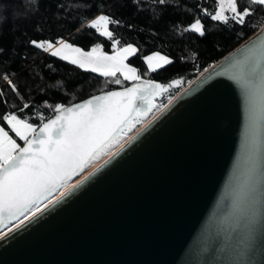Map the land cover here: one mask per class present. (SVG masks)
<instances>
[{
    "label": "water",
    "instance_id": "water-1",
    "mask_svg": "<svg viewBox=\"0 0 264 264\" xmlns=\"http://www.w3.org/2000/svg\"><path fill=\"white\" fill-rule=\"evenodd\" d=\"M261 50L264 23L67 196L7 230L0 264H264Z\"/></svg>",
    "mask_w": 264,
    "mask_h": 264
},
{
    "label": "trees",
    "instance_id": "trees-1",
    "mask_svg": "<svg viewBox=\"0 0 264 264\" xmlns=\"http://www.w3.org/2000/svg\"><path fill=\"white\" fill-rule=\"evenodd\" d=\"M216 9L217 0H166L164 4L159 0H0V125L21 145L23 141L11 132L3 116L14 112L38 126L41 117L45 120L54 113L56 104L68 105L119 87L31 43L64 39L86 49L99 42L110 52L111 41L89 27L98 14H108L119 22L110 24L109 29L119 46L131 43L137 48L128 61L142 77L170 85L157 101L164 105L200 71L263 24L261 12L246 25L215 21L211 17ZM196 19L204 27L203 36L185 30ZM153 51L166 55L171 63L149 72L143 56ZM176 80L180 83L173 85ZM11 222L6 220L1 229Z\"/></svg>",
    "mask_w": 264,
    "mask_h": 264
},
{
    "label": "snow or ice",
    "instance_id": "snow-or-ice-1",
    "mask_svg": "<svg viewBox=\"0 0 264 264\" xmlns=\"http://www.w3.org/2000/svg\"><path fill=\"white\" fill-rule=\"evenodd\" d=\"M159 2L164 4L166 0ZM224 3L225 0H217L212 20L246 25L257 12L264 13V0H227V10ZM226 11L230 14H225ZM261 22L264 23V18H261ZM112 23L119 22L112 20L108 14H100L89 24V27L111 41L112 54L105 52L99 44L90 51H84L64 39L56 42L58 47L49 41L31 42L44 51L54 49L51 55L70 61L82 69H89L106 79L111 78L116 85L128 81L131 86L105 91L71 106L56 104L54 116L46 122L41 117L39 126L14 112L3 116L11 132L23 141L21 146L5 127L0 126V227L4 226L6 220L18 221L12 224L8 233L36 218L78 187L87 178L83 176L84 170L101 153L107 152L111 157L122 150L134 137L129 136L120 144V148L111 151L128 131L135 128L137 123H142V117L156 107L161 110L168 107L166 104L157 106L154 100L156 96L166 93L170 85L152 80L142 81L138 69L126 63L129 57L137 53V48L131 43L120 47V41L115 39L113 31L109 29ZM185 30L205 35L200 19H196ZM259 58H264V50L259 52ZM144 60L149 72L162 67L159 61L164 65L171 63L167 56L159 52L145 56ZM4 79L12 84L7 76ZM179 83V80L172 82L173 85ZM77 174L82 178L75 184L69 183ZM56 192H59V196H54ZM5 235L0 230V237Z\"/></svg>",
    "mask_w": 264,
    "mask_h": 264
},
{
    "label": "rangeland",
    "instance_id": "rangeland-1",
    "mask_svg": "<svg viewBox=\"0 0 264 264\" xmlns=\"http://www.w3.org/2000/svg\"><path fill=\"white\" fill-rule=\"evenodd\" d=\"M224 8H225V10H227V0H225V3H224ZM227 12V11H226ZM98 15H100V14H98ZM97 16V15H96ZM95 16V17H96ZM95 17H93L92 19H94ZM91 19V20H92ZM59 41V40H58ZM66 41V40H65ZM57 42V41H56ZM53 43L56 47H58L59 45L57 44V43ZM66 42H68V41H66ZM68 43H70V42H68ZM97 44H99V45H101L99 42H95L94 44H92L89 48H86V49H83L84 51H90L91 50V48L92 47H94L95 45H97ZM74 45V44H73ZM126 44H124V45H121L120 47H123V46H125ZM74 46H76V47H79V46H77V45H74ZM134 46V45H133ZM47 47V46H46ZM135 47V46H134ZM81 48V47H80ZM54 49H50V50H48L49 52H51V51H53ZM106 52V51H105ZM155 52H157V51H153V52H149V53H147V54H145L144 56H143V61H144V64H145V67H146V70H148V67H147V62L144 60V57L145 56H149V55H152L153 53H155ZM108 54H112V51H110V52H107ZM160 53V52H159ZM161 55H164V54H162V53H160ZM164 56H166V55H164ZM70 62V61H69ZM126 63H129L131 66H133V67H136L135 65H133L132 63H130L128 60L126 61ZM159 63L163 66L164 64H163V62L162 61H159ZM78 66V65H77ZM154 67H155V64L153 65ZM137 68V67H136ZM84 69H86V68H84ZM138 69V68H137ZM206 69V68H205ZM205 69H203L202 71H200L198 74H200L201 72H203ZM89 70V69H88ZM139 72V71H138ZM98 74V73H97ZM198 74L196 75V76H198ZM141 75V74H140ZM195 76V77H196ZM141 77H142V75H141ZM195 77H193L192 79H194ZM120 79L123 81V78L122 77H120ZM191 79V80H192ZM107 80V82H109L110 84H112V85H116L114 82H112V80H111V78H108V79H106ZM190 80V81H191ZM190 81H188L187 83H186V85H188L189 83H190ZM127 83H131V82H128V81H123L122 82V85H116V86H124V85H126ZM185 85V86H186ZM184 86V87H185ZM184 87H182V88H184ZM181 88V89H182ZM180 89V90H181ZM179 90V91H180ZM178 91V92H179ZM177 92V93H178ZM176 93V94H177ZM175 94V95H176ZM174 95V96H175ZM160 96L161 95H158V96H156V98H155V100H154V104L155 105H157V101H158V99L160 98ZM174 96H172L171 98H169L168 99V101L166 102L167 104L169 103V101L174 97ZM165 103V104H166ZM164 104V105H165ZM157 106H159V105H157ZM160 107H156V108H154L153 110H152V112L151 113H149V115H147V116H145V117H142L141 119H142V123H140V125L138 126V127H136L133 131H128V135H125L124 137H123V139H121L120 140V142L119 143H117L112 149H111V151H113L115 148H117L121 143H123L129 136H131L133 133H135V132H137L136 130H138V128H140L141 126H143V125H145L146 124V122H148V119H149V117H152L154 114H156L157 112H159L160 111ZM108 156V153L107 152H105V153H101L99 156H98V158L96 159V160H94L89 166H88V168L87 169H89V168H94L95 167V164H97V162H99V161H101L102 159H105L106 157ZM92 168V169H93ZM86 169V170H87ZM85 170V171H86ZM72 181H70L69 183H71ZM57 193H59V192H56V193H54V195H56ZM18 221H13V222H11L10 223V225H8V226H6V227H4V228H2L1 230L2 231H5L6 229H8L9 227H11L12 226V224L13 223H17Z\"/></svg>",
    "mask_w": 264,
    "mask_h": 264
},
{
    "label": "bare ground",
    "instance_id": "bare-ground-1",
    "mask_svg": "<svg viewBox=\"0 0 264 264\" xmlns=\"http://www.w3.org/2000/svg\"><path fill=\"white\" fill-rule=\"evenodd\" d=\"M204 72V71H203ZM203 72H201L200 74H198V76H196L194 79H192L191 81H190V83L189 84H191V82H193L196 78H198ZM189 84L188 85H186L184 88H182L172 99H171V101L179 94V93H181L187 86H189ZM170 103V102H169ZM168 103V104H169ZM166 105H167V103H166ZM160 111H161V109H160ZM159 111V112H160ZM159 112H157L156 114H154L152 117H150L149 119H148V122H146V124H148L152 119H153V117H155L157 114H159ZM145 124V125H146ZM145 125H143V126H145ZM143 126H141L140 128H138V130H136L137 132L143 127ZM137 132H135V133H133L132 135H131V137L134 135V134H136ZM128 139V138H127ZM126 139V140H127ZM124 143V142H123ZM123 143H121V144H123ZM118 148H120V145L117 147V148H115L114 150H113V152H115ZM109 157V155L105 158V159H102L101 161H99V162H97V164H95V167L92 169V168H89V169H85L84 170V173H83V176H87L89 173H91L99 164H101L104 160H106L107 158ZM82 177H81V175L79 174L78 176H76L74 179H72V180H70V181H72L71 182V184H75L76 183V181L77 180H80ZM69 181V182H70ZM54 196H59V193H57L56 195H54ZM18 223V222H17ZM12 227V226H11ZM10 228V227H9ZM8 228V229H9ZM8 229H6L4 232H6Z\"/></svg>",
    "mask_w": 264,
    "mask_h": 264
},
{
    "label": "crops",
    "instance_id": "crops-1",
    "mask_svg": "<svg viewBox=\"0 0 264 264\" xmlns=\"http://www.w3.org/2000/svg\"><path fill=\"white\" fill-rule=\"evenodd\" d=\"M1 126V125H0Z\"/></svg>",
    "mask_w": 264,
    "mask_h": 264
}]
</instances>
